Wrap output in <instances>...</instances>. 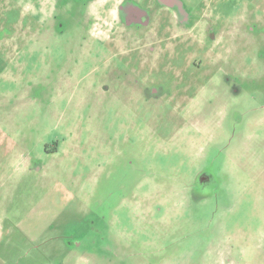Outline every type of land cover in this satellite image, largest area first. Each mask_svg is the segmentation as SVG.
<instances>
[{
	"label": "rangeland",
	"instance_id": "1",
	"mask_svg": "<svg viewBox=\"0 0 264 264\" xmlns=\"http://www.w3.org/2000/svg\"><path fill=\"white\" fill-rule=\"evenodd\" d=\"M116 12L0 0V264H264V0Z\"/></svg>",
	"mask_w": 264,
	"mask_h": 264
},
{
	"label": "flooded vegetation",
	"instance_id": "2",
	"mask_svg": "<svg viewBox=\"0 0 264 264\" xmlns=\"http://www.w3.org/2000/svg\"><path fill=\"white\" fill-rule=\"evenodd\" d=\"M80 2L84 8H88V12L93 15L99 22V25L102 27L100 28V33L103 34L102 36H107L108 38H113L115 35L118 36L116 30L121 27L122 18L119 12H116L117 4H119V0H77ZM29 6L32 7L33 13L37 17L39 15V11H44L51 9L52 5L56 2V0H25ZM133 14V12H131ZM133 21L139 23L140 20L138 17L134 16ZM158 56L153 57L150 62L152 65H156ZM144 63L149 62V59L143 61ZM143 78H149L145 77Z\"/></svg>",
	"mask_w": 264,
	"mask_h": 264
}]
</instances>
